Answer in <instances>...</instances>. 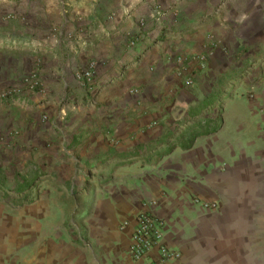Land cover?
I'll list each match as a JSON object with an SVG mask.
<instances>
[{
	"label": "crops",
	"instance_id": "1",
	"mask_svg": "<svg viewBox=\"0 0 264 264\" xmlns=\"http://www.w3.org/2000/svg\"><path fill=\"white\" fill-rule=\"evenodd\" d=\"M256 68L264 0H0V156L48 155L49 124L75 111L97 146L72 166L113 172L65 227L52 196L6 194L14 160L0 158V264H264V89L236 83ZM34 74L38 92L21 83ZM58 180L55 197L78 201ZM145 211L178 260L131 259Z\"/></svg>",
	"mask_w": 264,
	"mask_h": 264
},
{
	"label": "rangeland",
	"instance_id": "2",
	"mask_svg": "<svg viewBox=\"0 0 264 264\" xmlns=\"http://www.w3.org/2000/svg\"><path fill=\"white\" fill-rule=\"evenodd\" d=\"M262 61V60H260ZM91 67L86 68L85 70L79 72L77 75V80L83 84V86H88V82H92L94 75L93 71H90V81L84 78V81L78 79L80 74H86ZM258 68V67H257ZM252 73L249 72L248 74H243L238 77L236 83H244L245 85L251 86H262L264 89V72L261 69H257ZM37 75H25L21 83H24L29 89L33 92H38L43 87L39 80H37ZM7 95L8 92H5ZM66 118L64 121H55L53 125L49 124V128L56 133H59V137L54 138L53 141L51 140L49 143L48 148V155L39 154L35 151H31L28 154L26 151L20 149L14 155H2L0 158L3 157L5 160L6 158H11L14 160V163L11 165L14 167L13 171H9V180L14 179L15 185L10 188L6 194L12 196L15 202L18 204H26V205H39L41 203V197L45 195L52 196L51 199L48 201V205L52 207V215L51 221L55 222L57 218L64 219L65 227H71L70 219L72 217V212L77 208L78 211H83L85 208L88 207L89 203L85 194L87 190H91L95 187V185L102 184L105 181H109L112 175V171L107 170H95L90 171L87 167H76L72 166V162L75 160H84L87 157H91L89 154L92 151L93 144H89L88 137L83 138L87 135V132L91 129L88 127V120L85 119L84 122L79 120V122L72 123L70 117L71 115H75V111L72 113L66 112ZM84 113H86L84 111ZM80 112L78 114H84ZM71 114V115H70ZM46 121L45 118V123ZM59 130L64 132V135L59 132ZM97 133L100 130L96 131ZM74 134V135H73ZM73 136L79 137V139H73ZM64 137V145L63 148L65 151L69 152L68 155H62V146L60 142L63 141ZM56 142V143H55ZM15 152V151H14ZM63 161L65 162L63 164ZM70 165H66V164ZM62 165H65L66 168H63ZM6 172L1 171L0 176L6 179ZM64 178L71 182L74 181V188L71 186L68 187L69 194L71 195L78 193L80 198L77 200L74 197H70L68 200L57 199V196H61L62 183L57 179ZM90 180V181H89ZM26 182L25 187H17L18 183ZM89 181V182H88ZM29 183V185H28ZM11 190V192H10ZM13 192H16L15 195ZM56 196V197H55ZM17 198V199H15ZM16 204V203H13ZM209 206L208 208H210ZM255 212L256 217L262 215V210L258 209ZM56 208L64 209V215L61 213H56ZM262 226L257 227L256 230H263Z\"/></svg>",
	"mask_w": 264,
	"mask_h": 264
},
{
	"label": "built area",
	"instance_id": "3",
	"mask_svg": "<svg viewBox=\"0 0 264 264\" xmlns=\"http://www.w3.org/2000/svg\"><path fill=\"white\" fill-rule=\"evenodd\" d=\"M80 74L78 79L90 81V71ZM193 82L189 79V83ZM166 224L163 220L156 217L152 212L145 211L139 213L135 220V227L131 237L129 255L132 260L140 261L147 259L157 251L160 262H171L178 260L180 255L177 251L171 250L164 242V231Z\"/></svg>",
	"mask_w": 264,
	"mask_h": 264
}]
</instances>
